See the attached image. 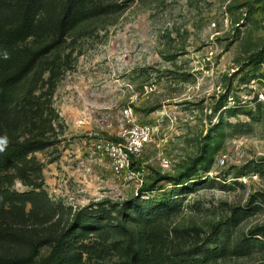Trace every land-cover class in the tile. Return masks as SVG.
Wrapping results in <instances>:
<instances>
[{"label":"rangeland","instance_id":"obj_1","mask_svg":"<svg viewBox=\"0 0 264 264\" xmlns=\"http://www.w3.org/2000/svg\"><path fill=\"white\" fill-rule=\"evenodd\" d=\"M33 3L0 0L7 27L29 9L20 50L44 51L7 105L42 80L57 137L29 155L43 165L40 187H13L35 191L33 215L29 203L0 216V230L40 242L0 243V264H130L151 216L163 226L157 264H264V0H93L70 32L68 0ZM130 118L155 132L135 161L143 185L117 178L98 150Z\"/></svg>","mask_w":264,"mask_h":264},{"label":"trees","instance_id":"obj_2","mask_svg":"<svg viewBox=\"0 0 264 264\" xmlns=\"http://www.w3.org/2000/svg\"><path fill=\"white\" fill-rule=\"evenodd\" d=\"M37 1L35 0V3ZM92 2L93 0H68L67 10L62 20V25L66 31L70 32L85 22ZM28 13L29 9L25 7L21 22L7 27L10 19L9 8L0 5V25L3 26H0V137L6 136L9 141L5 150L0 152V216L8 213V209L18 210L22 215H25L29 203H32L30 215H33V207L36 206L37 209V204L35 200L31 199V195L35 191L22 194L14 190L13 187L17 181L24 185L33 186L34 189L40 187L38 179L41 176L43 165L39 164L33 157L29 158V155L32 152L53 146L55 142L52 137H57L54 135L55 129L52 126L53 120L57 118L55 110L49 101L43 99V93L39 94L41 91L39 83L42 80L36 77L31 80L19 106L10 108L7 105L8 98L37 65L44 53L41 50L36 53L20 50L22 41L29 37L33 31ZM56 71L57 69L55 70V67L50 65L42 72L41 77L44 79V74L47 72L49 76L47 82L52 79L55 80ZM11 118H14L15 125L10 122ZM17 120L22 121L23 124L20 126ZM18 125L20 126L18 132L13 133L12 129ZM50 133H53L52 137L48 136ZM193 176L194 174L186 175L178 185H185L186 182L184 181L193 180L191 179ZM151 189V186L144 187L146 192L151 191ZM140 224V240L143 250H133L130 264H157L153 250L163 238L161 220L159 216L145 217ZM39 242L29 235L16 231L0 230V243L16 252L27 251L33 244ZM216 254L217 251H210L206 257L214 258ZM174 262L175 260L168 258L165 264H174ZM13 264L24 263L17 260Z\"/></svg>","mask_w":264,"mask_h":264},{"label":"built area","instance_id":"obj_3","mask_svg":"<svg viewBox=\"0 0 264 264\" xmlns=\"http://www.w3.org/2000/svg\"><path fill=\"white\" fill-rule=\"evenodd\" d=\"M129 122L131 126L119 141L102 142L98 150L109 160L111 172L117 178L143 185V173L135 168V161L142 157L155 132L151 126L138 124L137 118H130Z\"/></svg>","mask_w":264,"mask_h":264},{"label":"clouds","instance_id":"obj_4","mask_svg":"<svg viewBox=\"0 0 264 264\" xmlns=\"http://www.w3.org/2000/svg\"><path fill=\"white\" fill-rule=\"evenodd\" d=\"M8 138L5 136V137H0V152L4 151L7 144H8ZM19 181H17V186H19Z\"/></svg>","mask_w":264,"mask_h":264}]
</instances>
